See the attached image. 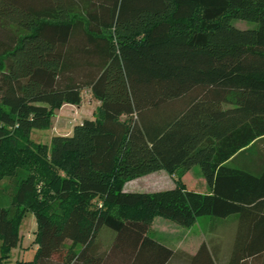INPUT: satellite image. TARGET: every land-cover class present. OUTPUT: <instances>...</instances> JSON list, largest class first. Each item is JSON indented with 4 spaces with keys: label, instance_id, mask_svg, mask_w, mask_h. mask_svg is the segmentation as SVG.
<instances>
[{
    "label": "trees",
    "instance_id": "trees-1",
    "mask_svg": "<svg viewBox=\"0 0 264 264\" xmlns=\"http://www.w3.org/2000/svg\"><path fill=\"white\" fill-rule=\"evenodd\" d=\"M0 24L22 31L0 39V184L14 186L0 264H57L68 241L62 264H170L175 251L150 236L157 217L237 219L219 262L203 244L189 264H264V0H0ZM86 89L99 116L34 142ZM196 166L208 193L182 181ZM159 170L175 188L126 191ZM29 212L38 248L13 263Z\"/></svg>",
    "mask_w": 264,
    "mask_h": 264
},
{
    "label": "rangeland",
    "instance_id": "rangeland-1",
    "mask_svg": "<svg viewBox=\"0 0 264 264\" xmlns=\"http://www.w3.org/2000/svg\"><path fill=\"white\" fill-rule=\"evenodd\" d=\"M232 23L240 29H250L256 26L254 23L242 20H234ZM21 34L22 31L18 30L15 26L0 24V39L5 43L14 45L17 37ZM82 100L83 111L85 107L88 108L86 114L83 112L84 115L79 116L80 113L76 112L74 114V112L72 113L69 109L65 108L63 110L65 113L62 115L57 110L52 117V124L48 129L33 131V141L51 146L53 136L67 134L69 132L68 130H71L83 120H90V118L87 117V115L91 113L89 110H92L95 118H97L99 116V107L92 106L95 105L93 102L95 98L89 89L83 91ZM85 117H87V119H83ZM176 179V176H171L166 170H159L128 181L126 189L131 192L170 190L175 188ZM182 181L190 190L196 192H206L209 190L202 170L198 166L189 171L182 178ZM13 190L14 186L12 180H4L0 184V203L3 206L10 207ZM54 205L57 209L58 202ZM57 210L59 211V209ZM216 226V221L212 220L210 217L200 218L191 228L182 227L163 217H157L153 222L150 236L175 251V256L170 264H189L191 257L197 254L203 244L209 246L214 253V257L219 262V259L224 256L223 253L225 249L224 246H219L218 248V245H222L225 239L218 237L215 233H211L212 229ZM37 230L38 223L35 215L32 212L27 213L19 229L20 243L17 248L13 249L10 256L11 262L22 261L24 258H33L38 248V245L35 244ZM115 236L116 234L113 231L103 227L97 238L98 250L100 252H108L112 247ZM70 249H72V243L68 241L63 246L62 253L58 254L55 258L57 264H62V258L68 254ZM80 249V247H75L73 251L78 253Z\"/></svg>",
    "mask_w": 264,
    "mask_h": 264
},
{
    "label": "crops",
    "instance_id": "crops-1",
    "mask_svg": "<svg viewBox=\"0 0 264 264\" xmlns=\"http://www.w3.org/2000/svg\"><path fill=\"white\" fill-rule=\"evenodd\" d=\"M93 102H94L95 105H92V106H97V107L100 108L101 103L96 98H95V101L93 100ZM82 105H83V100H82L81 105H79V106L66 104L60 110H58V112H60L62 115H64L65 112H63V110L65 108H67V109H69L70 112H72V113L74 112V114L76 112H78V113H80L79 116H82V115H84V113L86 114L87 111H88L87 107H85V110L83 111V106ZM90 111H91V113H89L90 115H87V117L90 118V119H95L94 113L92 112V110H89V112ZM68 116H69V114H68ZM87 117H85L83 119H87ZM73 129L74 128H72L71 130H68L69 132L67 134H64V135H70L73 132ZM205 182H206V180H205ZM125 189H126V187H125ZM126 191H127V189H126ZM200 192H202V191H200ZM208 192H209V190L206 191V192L204 191L202 193H208ZM232 223H233V225L231 227V230H230V228H224L222 225L216 223L217 226L215 227V231H214V228H213L211 233H215L218 237L223 238V239L228 238V236H231V237L235 238L237 236L236 235V233H237V219H235ZM224 242L225 241L222 242V245H218V248H219V246L223 247L224 246Z\"/></svg>",
    "mask_w": 264,
    "mask_h": 264
}]
</instances>
